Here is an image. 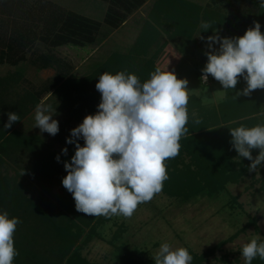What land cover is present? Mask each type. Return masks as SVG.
I'll use <instances>...</instances> for the list:
<instances>
[{"label":"trees","instance_id":"1","mask_svg":"<svg viewBox=\"0 0 264 264\" xmlns=\"http://www.w3.org/2000/svg\"><path fill=\"white\" fill-rule=\"evenodd\" d=\"M101 1L108 4L103 21L67 9L54 0H0V65L18 66L29 60L38 69L57 70L53 78L11 102L6 100L5 93L27 80L22 72L0 78V166L13 160L18 152L25 153L28 149L32 154L31 163L22 167V172L10 175L9 171L5 174L0 171V212L7 211L10 218L21 221L14 234L19 254L13 264H101L89 261L83 249L113 217H92L76 211L72 194L62 185L67 175L64 162H70L75 153V145L66 144L67 137L62 132L71 120L82 123L86 115L97 112L101 94L95 85L101 74L127 71L137 75L142 83L150 79V74L161 68L158 57L165 44L157 51L153 48L165 35L169 40L194 41L198 33L206 38L215 30L225 29L227 37H238L254 26L253 21L261 24L264 33L261 0H210L206 4L193 0H153L129 51L113 52L84 77L72 76L73 65L58 57L54 52L57 47L96 44L124 25L150 0ZM220 6L234 13L229 14ZM202 22H211L212 28L204 31ZM39 45L45 50L38 49ZM244 87L246 82L241 78L236 90ZM236 90H225V96L215 104H207L200 95L189 93L186 125L189 132L180 140L179 155L165 161L169 178L164 182L163 194L182 202L206 196L214 198L229 184H239L249 175L247 166L251 162L238 156L229 129L264 124V89L237 100L233 99ZM48 91L58 98L69 117L62 121L58 135L69 149L67 155L51 151L36 137L17 129ZM8 112H17L20 121L5 130ZM197 119L200 123H196ZM78 142L84 145L82 138ZM258 151L253 150L254 157ZM260 172L264 184V169ZM124 230L118 229L112 243L122 237ZM224 244L220 242L203 253L187 248L193 257L191 264H237L239 259L232 260L228 254L217 258L216 253ZM115 247L116 260L112 264H155L152 259L140 258V250L129 243ZM211 257L216 263L211 262ZM252 264H264V260L256 257Z\"/></svg>","mask_w":264,"mask_h":264},{"label":"clouds","instance_id":"2","mask_svg":"<svg viewBox=\"0 0 264 264\" xmlns=\"http://www.w3.org/2000/svg\"><path fill=\"white\" fill-rule=\"evenodd\" d=\"M260 7L264 8V0ZM253 25L238 37H221L217 30L206 38L199 36L207 46V63L200 79L207 83L211 76L224 90H236L243 78L246 87L235 91L236 100L264 89V33L258 21ZM201 28L207 31L212 24L202 22ZM188 84L175 71L159 67L143 83L127 71L99 76L95 85L101 94L97 112L86 115L66 138V144L75 145V153L70 162H64L67 175L62 185L72 194L76 211L92 217L130 219L140 204L162 191L169 178L165 161L179 155L180 140L189 132ZM53 96L48 91L40 99L34 118L35 128L54 137L59 122L53 119L56 108L49 103ZM7 116L5 130L20 121L17 112ZM229 130L238 156L251 162L247 171L257 172L264 166V124ZM81 138L83 146L78 142ZM253 150H259L255 157ZM67 152V147L62 149V154ZM56 160L60 161L59 155ZM19 223V218H10L7 211L0 212V264H13L19 254L14 242ZM258 241L259 236L243 244L245 264H252L256 257L264 260V242ZM152 257L155 264H191L193 260L187 248H173L167 242Z\"/></svg>","mask_w":264,"mask_h":264},{"label":"rangeland","instance_id":"3","mask_svg":"<svg viewBox=\"0 0 264 264\" xmlns=\"http://www.w3.org/2000/svg\"><path fill=\"white\" fill-rule=\"evenodd\" d=\"M54 1L67 9L100 21L104 20L108 7V4L101 0ZM193 1L206 4L210 0ZM152 3L153 0H150L130 16L124 25L111 32L108 37L100 38L96 44L61 46L54 52L73 65L72 76L84 77L103 64L113 52H127L131 49L141 32ZM225 10L229 14L234 13L228 7H225ZM218 32L221 37H227L225 29H220ZM199 36L200 33L196 35L194 41H183L169 40L165 35L155 44L153 51H157L165 44L159 53L158 65L165 70L175 71L180 78H186L189 81V93L200 95L207 104H215L225 96V90L211 76L207 83L200 79L201 70L207 63L205 55L207 46ZM38 49L45 50V47L39 45ZM18 72L23 73L27 82H20L8 89L5 98L9 102L17 101L26 91L53 78L57 70L56 68L38 69L29 60L18 66L0 65V78ZM49 103L56 108L57 114L53 119L59 122L60 128L62 121L69 117L55 95ZM34 114L35 108L22 121L19 130L27 136L36 137L51 151L64 155L62 149L67 146L58 138L61 134L60 129L54 137L46 132L41 133L39 128H35ZM80 123L71 120L62 135L69 137L71 129ZM31 160L32 154L28 149L25 153L18 152L13 160H7L0 166V171L3 174L9 171L10 175H15L17 172H22L21 168L29 165ZM260 169H264V166ZM260 169L249 173L239 184H229L225 191L214 198L206 196L190 202H182L160 192L150 202L140 204L130 219L113 216L111 221L99 228L98 237L85 246L83 255L91 262L112 264L116 260L115 244L129 243L132 248L140 250V258L154 260L152 256L165 242L173 248H190L197 253H203L220 242H225L217 251V258L228 254L232 260L239 259L237 264H245L241 255L243 244L257 236L260 237L258 242L264 241V184L260 180L262 177ZM58 188L56 191L60 190ZM121 227L125 229L124 233L121 238L115 240L114 244L113 237ZM210 259L212 263H216L214 257Z\"/></svg>","mask_w":264,"mask_h":264},{"label":"crops","instance_id":"4","mask_svg":"<svg viewBox=\"0 0 264 264\" xmlns=\"http://www.w3.org/2000/svg\"><path fill=\"white\" fill-rule=\"evenodd\" d=\"M27 116H29V114H28ZM27 116H26V117H27ZM26 117H25V118H26ZM25 118H24V119H25ZM24 119H23V120H24ZM23 120H22V121H23ZM22 121L18 124L17 129L20 128V125H21Z\"/></svg>","mask_w":264,"mask_h":264}]
</instances>
